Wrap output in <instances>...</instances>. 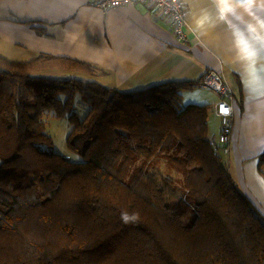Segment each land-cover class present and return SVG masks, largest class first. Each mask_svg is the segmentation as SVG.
<instances>
[{
  "label": "trees",
  "instance_id": "1",
  "mask_svg": "<svg viewBox=\"0 0 264 264\" xmlns=\"http://www.w3.org/2000/svg\"><path fill=\"white\" fill-rule=\"evenodd\" d=\"M98 70L0 56V264H264V215L213 148L209 106L182 104L201 80L122 91ZM49 113L67 117L80 161L52 150ZM160 155L182 175L191 222L167 204L172 181L148 169Z\"/></svg>",
  "mask_w": 264,
  "mask_h": 264
},
{
  "label": "crops",
  "instance_id": "2",
  "mask_svg": "<svg viewBox=\"0 0 264 264\" xmlns=\"http://www.w3.org/2000/svg\"><path fill=\"white\" fill-rule=\"evenodd\" d=\"M94 1L0 0V56L29 61L44 53L91 63L99 69L95 80L122 91L199 81L210 70L220 73L235 95L231 152L224 160L238 187L264 215V97L245 91L226 26L196 28L195 20L212 8V0H183L188 10L184 41L154 9L135 4L103 11ZM45 74L72 75L59 70ZM198 88L212 92L193 104L209 106V138L215 139L220 132L215 113L219 95Z\"/></svg>",
  "mask_w": 264,
  "mask_h": 264
},
{
  "label": "clouds",
  "instance_id": "3",
  "mask_svg": "<svg viewBox=\"0 0 264 264\" xmlns=\"http://www.w3.org/2000/svg\"><path fill=\"white\" fill-rule=\"evenodd\" d=\"M196 28L224 24L231 34L237 74L251 97H264V0H212L195 20ZM127 223L135 219L121 214Z\"/></svg>",
  "mask_w": 264,
  "mask_h": 264
},
{
  "label": "built area",
  "instance_id": "4",
  "mask_svg": "<svg viewBox=\"0 0 264 264\" xmlns=\"http://www.w3.org/2000/svg\"><path fill=\"white\" fill-rule=\"evenodd\" d=\"M94 4L103 11L125 5H145L158 11L169 21L179 41H184L187 38L188 10L183 0H95ZM200 84L203 88L212 90L219 95V101L215 105V113L220 119V132L217 138H212L210 142L215 151L223 158L228 157L232 142L234 92L226 79L213 70L203 74Z\"/></svg>",
  "mask_w": 264,
  "mask_h": 264
},
{
  "label": "rangeland",
  "instance_id": "5",
  "mask_svg": "<svg viewBox=\"0 0 264 264\" xmlns=\"http://www.w3.org/2000/svg\"><path fill=\"white\" fill-rule=\"evenodd\" d=\"M76 74L81 77H89L90 79H92L90 75L84 76L82 74H78V73ZM183 93H184L183 94L184 96H183L182 104L186 105L190 103L193 104V103L205 101L206 95L212 92H206L205 90H201L200 88L197 87L192 90H186ZM75 105L81 117H84L86 110L82 108L81 100H79V98L78 100H76ZM45 119L47 121V132L53 138V141H54V148L52 150L72 161H75V162L80 161L81 160L80 157L74 154L73 152H71L67 147L66 140L71 131V125L69 124L67 117L57 119V118H53L52 113H49L46 115ZM192 160L195 163L191 162V165H194L197 163L195 159H192ZM226 166H227V162H226ZM148 169L152 173L154 171L159 172L161 175L169 178L172 181V184L169 186L168 190L175 195V198H170L167 201V204L171 206L174 210H178V211L190 209L191 212L189 215L188 222H191L195 215L194 206L188 207L184 202H180L179 200L181 198H184V192H183L182 182H181L182 175L178 171L169 167L166 162V159L162 157V155L156 157L148 165Z\"/></svg>",
  "mask_w": 264,
  "mask_h": 264
},
{
  "label": "snow or ice",
  "instance_id": "6",
  "mask_svg": "<svg viewBox=\"0 0 264 264\" xmlns=\"http://www.w3.org/2000/svg\"><path fill=\"white\" fill-rule=\"evenodd\" d=\"M262 183H264V181H262Z\"/></svg>",
  "mask_w": 264,
  "mask_h": 264
}]
</instances>
